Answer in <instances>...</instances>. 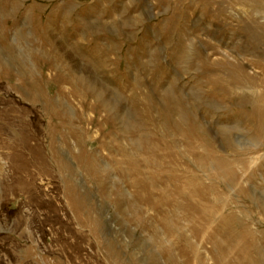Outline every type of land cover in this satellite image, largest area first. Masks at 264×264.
<instances>
[{
  "label": "rangeland",
  "instance_id": "rangeland-1",
  "mask_svg": "<svg viewBox=\"0 0 264 264\" xmlns=\"http://www.w3.org/2000/svg\"><path fill=\"white\" fill-rule=\"evenodd\" d=\"M0 264H264V0H0Z\"/></svg>",
  "mask_w": 264,
  "mask_h": 264
},
{
  "label": "bare ground",
  "instance_id": "bare-ground-1",
  "mask_svg": "<svg viewBox=\"0 0 264 264\" xmlns=\"http://www.w3.org/2000/svg\"><path fill=\"white\" fill-rule=\"evenodd\" d=\"M230 134V133H229ZM239 143V142H238ZM230 163H229V160H228V157L225 156L223 159H222V173H223V177L224 179L228 180V182L231 181L232 184H234V186L237 188V191L239 192V195L243 198H246L247 197V191L246 189H244L242 186H240L239 184L235 183L233 179H230L229 180V172H230ZM198 207V210L202 213H205V207H202L201 205L197 206ZM233 217L232 216H228L227 217V220L229 219H232Z\"/></svg>",
  "mask_w": 264,
  "mask_h": 264
}]
</instances>
